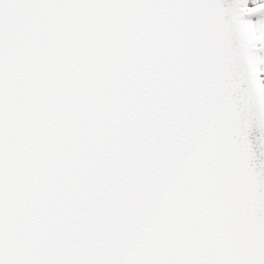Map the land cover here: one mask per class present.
Instances as JSON below:
<instances>
[{"label": "snow or ice", "instance_id": "snow-or-ice-1", "mask_svg": "<svg viewBox=\"0 0 264 264\" xmlns=\"http://www.w3.org/2000/svg\"><path fill=\"white\" fill-rule=\"evenodd\" d=\"M0 264H264V0H0Z\"/></svg>", "mask_w": 264, "mask_h": 264}]
</instances>
